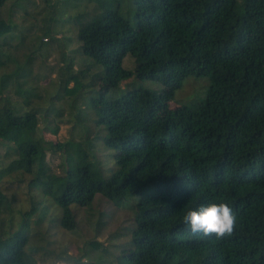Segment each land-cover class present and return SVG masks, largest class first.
<instances>
[{
	"label": "trees",
	"instance_id": "obj_1",
	"mask_svg": "<svg viewBox=\"0 0 264 264\" xmlns=\"http://www.w3.org/2000/svg\"><path fill=\"white\" fill-rule=\"evenodd\" d=\"M130 2L133 22L120 14L118 4L102 6L95 15L66 18L76 24L82 54L103 67L93 75L100 85L92 105L106 132L104 145L115 151L101 170L86 153L73 162L70 150L58 143L66 165L62 175L53 174L36 136L37 110L14 105L3 94L13 72L0 75V141L11 143L18 157L0 167V264H34L32 255L49 244L41 231L44 223L76 230L68 204H89L97 194L117 208L129 201L134 210V225L116 264H264V0ZM11 27L10 19L0 17V38ZM127 55L134 58V70L123 66ZM5 64L0 51V73ZM22 69L20 75L26 77L30 70ZM190 75L208 78L205 98L165 109ZM136 79L160 80L163 89L133 87ZM121 83L128 89L108 99ZM17 89L26 103L28 95L37 94L34 88ZM60 96L58 92L55 98ZM14 175H20L18 181L30 175L33 193L31 207L19 210L17 222L14 199L3 186ZM221 201L238 217L231 237L194 235L184 225L187 211ZM51 204L54 215L48 213ZM8 208L6 228L1 215ZM34 215L40 227L32 231ZM101 224L99 220L97 228ZM117 233L111 237L121 235ZM85 245L78 263L94 256L99 246L94 240ZM101 261L95 254L91 263Z\"/></svg>",
	"mask_w": 264,
	"mask_h": 264
},
{
	"label": "rangeland",
	"instance_id": "obj_2",
	"mask_svg": "<svg viewBox=\"0 0 264 264\" xmlns=\"http://www.w3.org/2000/svg\"><path fill=\"white\" fill-rule=\"evenodd\" d=\"M115 4H118L120 14L133 22L135 6L130 0H5L0 7V17L6 22L10 19L12 24L7 35L0 38V51L6 62L0 75L13 72L12 80L3 94L22 111L37 110L36 136L41 138L46 162L53 174L62 175L66 165L65 153L55 146L58 143L66 145L70 150L73 162L79 161L86 153L88 161L97 170L104 167L107 156L114 158L111 154L115 150L104 145L106 132L96 122L97 114L92 105V98L99 95L100 85L94 84L93 75L103 70V67L82 54L76 37V24L66 21V18L78 13L95 15L102 11V6ZM69 63L72 64L70 70ZM123 66L134 70V58L127 55ZM24 67L30 70L26 77L20 75ZM81 71L84 72L83 77ZM133 82V87L154 91L163 89V83L156 79H136ZM208 85L206 77H186L175 90L172 99L167 101L165 109L200 102L206 96ZM18 86L22 89L29 88L30 91L34 88L32 91L37 94L28 95L26 103L24 97L17 93ZM128 86L121 83L118 88L110 90L108 99L121 96ZM71 89L75 93L69 94L67 90ZM58 92L62 96L55 98ZM49 142L54 146L51 147ZM9 145L11 143L0 141V167H6L18 158ZM18 179L20 175H14L3 181L7 196L14 199V222L20 218L19 210L31 207L30 198L33 195L28 189L30 175L20 181ZM133 200L136 201L137 198ZM64 202L67 203L66 200ZM128 202L117 208L111 200L97 194L89 204L69 203L68 206L74 213L76 230L70 232L54 221H46L41 231L49 244L44 250L39 249L32 255L34 264H92L95 254L99 259L102 257L99 264H116V257L122 244L128 242L129 229L134 225V210L128 206ZM55 209V204L49 205L48 213L52 212L54 215L57 212ZM9 214L8 208L1 215L6 228L9 227ZM32 218V231H35L40 226L37 227L34 223L36 215ZM99 220L102 224L97 228ZM115 232L121 235L112 238L111 235ZM89 240L99 244L95 247L97 251L90 258L80 259L83 263H78L77 258L86 249L85 243ZM34 241L38 244L36 237Z\"/></svg>",
	"mask_w": 264,
	"mask_h": 264
},
{
	"label": "clouds",
	"instance_id": "obj_3",
	"mask_svg": "<svg viewBox=\"0 0 264 264\" xmlns=\"http://www.w3.org/2000/svg\"><path fill=\"white\" fill-rule=\"evenodd\" d=\"M182 220L192 234L202 233L204 236L215 234L217 239L231 237L238 223L236 213L224 201L202 204L194 210L187 211Z\"/></svg>",
	"mask_w": 264,
	"mask_h": 264
}]
</instances>
